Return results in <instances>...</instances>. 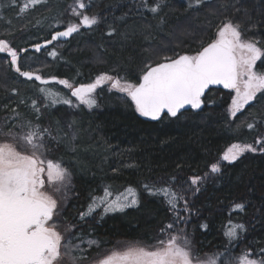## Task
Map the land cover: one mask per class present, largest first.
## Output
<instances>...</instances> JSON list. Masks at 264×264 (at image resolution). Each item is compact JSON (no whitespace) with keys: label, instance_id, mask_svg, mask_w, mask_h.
Wrapping results in <instances>:
<instances>
[{"label":"trees","instance_id":"16d2710c","mask_svg":"<svg viewBox=\"0 0 264 264\" xmlns=\"http://www.w3.org/2000/svg\"><path fill=\"white\" fill-rule=\"evenodd\" d=\"M7 2L2 0L5 5ZM23 2L17 0L18 6L13 8L0 7L3 17L0 38L19 50H27L20 53L24 70L35 68L46 78L55 76L77 84L92 82L103 73L124 76L135 82L142 61L152 55L144 51L149 43L140 35L127 42L119 36L109 37L110 25L118 32L144 26L153 33L151 45L164 49L170 56L194 54L216 37L217 27L226 16L241 21L246 37L264 41V27L246 30L249 23L264 22V0H231L235 7L227 13L221 9L225 0H206L198 11L188 10L187 0H167L168 6L164 8L167 23L160 28L155 27L158 21L151 13L141 16L137 12L139 0H86L91 8H86L85 12L98 14L101 23L92 29L81 27L67 41L53 42L37 52L35 45L47 43L51 34L65 29L68 22H77L75 17L66 15L72 0H47L20 14ZM147 25L153 27L147 29ZM53 49L58 53L56 59L48 55ZM4 56L0 53L1 124L21 98L39 96L33 82L9 69ZM51 87L62 96L70 95L62 85ZM14 88L18 95L12 94ZM95 94L100 109L97 104L92 111L84 108L78 111L81 131L76 144L77 155L68 154L64 145L47 153L48 159L61 162L71 172V195L63 208L64 221L76 224L77 231L82 230L89 238L100 241L99 248L93 246L90 250L88 259L121 241L145 245L158 242L161 228L172 221V212L162 195L149 194L143 184L167 185L171 177H176L172 187L178 191L188 177L203 176L231 144L252 142L256 133L247 128L238 129V125L250 111L255 115L264 109V103L253 101L255 109L252 105L246 106L236 119H231L228 114L230 92L210 90L200 111H187L186 117L176 121L150 122L135 112L124 94L114 89L109 91V88H97ZM62 105L58 103L43 110L45 124L51 122L55 129ZM19 110L31 114L30 108L24 105H20ZM75 160H79V166ZM105 187H110L113 198L127 187L136 189L138 204L124 212L108 213L102 220L93 214L95 219L88 217V222L82 224L78 213L87 208L93 196H103ZM185 198L191 213H181L189 218L186 225L178 227L190 234L194 251L202 257L219 252L237 264L243 253L255 256L264 248V153H246L231 165L224 162L219 175H210L198 194L193 196L186 192ZM240 202L245 203V211H234V204ZM179 207L183 208V201ZM100 211L98 208L97 213ZM240 223L245 225L246 231L230 242L225 232L230 224ZM203 224L207 225L206 229L201 228Z\"/></svg>","mask_w":264,"mask_h":264},{"label":"snow or ice","instance_id":"6c2138e0","mask_svg":"<svg viewBox=\"0 0 264 264\" xmlns=\"http://www.w3.org/2000/svg\"><path fill=\"white\" fill-rule=\"evenodd\" d=\"M44 3L47 0H24L19 13ZM204 4L206 0H187L186 7L198 11ZM5 6L17 7V0H8L6 5L0 0V7ZM167 6V0H139L136 10L141 16L145 12L151 13L158 21L155 27L160 28L167 23L164 13ZM234 7L231 0L221 4L225 13ZM69 8L71 15L78 18L77 22H68L66 30L56 31L47 44L69 37L79 32L81 27L92 29L101 23L102 18L98 14L85 12L86 8H91L86 0H74ZM0 19L3 17L0 16ZM247 19L251 21L252 18L248 16ZM152 27L147 25V29ZM257 27H264V22L249 23L246 30ZM107 35L119 36L125 42L140 35L149 43L144 51L152 55L142 61L135 82L108 73L98 75L92 82L79 84L55 76L46 78L39 70L23 69L20 53L26 49L19 50L0 38V53L5 54L3 59L9 69L33 82L39 93L35 98H21L15 108H10V115L0 125V264H85L93 246H100L99 240L89 238L82 230L77 231L76 224L64 221L63 201L67 199L64 190L71 184V172L61 162L47 158L48 152L61 145H74L81 128L75 120L64 125L57 120L54 129L51 122L44 123V109L58 103L73 107L70 97H75L80 105L91 109L96 106L93 94L106 84L109 91L114 89L130 99L140 117L151 121H176L186 117L189 109L201 110L206 103L205 92L212 85H222L234 93L228 108L231 119H236L246 106L252 105L255 109L253 101L264 103V41L246 37L239 20L226 16L217 27L216 37L194 54L174 53L170 56L164 49L153 47V33L144 26L133 28L130 32H118L110 25ZM42 47L37 44L35 50L39 52ZM48 55L56 59L58 53L53 49ZM53 84L68 89L70 97L62 96L59 90L51 87ZM11 91L13 95H18L17 89ZM20 105L30 108L31 114L20 111ZM4 107L7 109L8 105ZM248 117L238 125V129L247 128L249 132H255L252 142L231 144L219 160L211 163L203 176L188 177L178 191L172 187L176 177H171L167 185L158 186L155 182L143 184L149 194L162 195L172 212V221L161 228L157 244L148 247L128 245L125 250L112 251L93 264H233L229 256L219 252L208 253L201 258L194 251L190 234L178 226L186 225L189 218L181 213H191L186 192H191L193 196L198 194L210 175L222 172L224 162L231 165L246 153H264V109L255 115L250 111ZM181 201L182 209L179 207ZM137 204L136 189L127 187L113 198L110 187H105L103 196H93L87 208L78 213V218L82 224L88 222V217L95 219L93 214L102 220L108 213L124 212ZM98 208L101 209L99 213ZM245 208L243 202L233 206V210L239 212H244ZM201 228L206 229L207 225L203 224ZM245 231L242 223L230 224L225 235L231 242L239 239V234ZM237 264H264V248L255 256L250 252L243 253Z\"/></svg>","mask_w":264,"mask_h":264},{"label":"rangeland","instance_id":"374dc122","mask_svg":"<svg viewBox=\"0 0 264 264\" xmlns=\"http://www.w3.org/2000/svg\"><path fill=\"white\" fill-rule=\"evenodd\" d=\"M73 3H74V0H72L70 5L73 4ZM66 15L72 16L69 7H68V10L66 12ZM72 17H74V16H72ZM75 18L78 20L77 17H75ZM34 67H36V66H34ZM34 69L35 68H32V70H34ZM102 88L103 89L104 88L105 89L109 88V85L106 84ZM229 92H230L231 97H232L234 95V93L231 92L230 90H229ZM93 95L96 98V106H97V104H98V96L95 93ZM69 97H70V95H69ZM70 98L73 100V105L74 106L73 107H69L68 105L63 104L61 106V109L58 111L59 112V116L57 117V120L60 121L61 125H64V124H66L67 122H69L71 120L77 121L78 120V111H80L81 108L86 109L87 112L92 111L93 108H96V106H95V107L89 109L88 107H86L84 105H80L78 103V101H76L75 97H70ZM98 107H99L98 109H100V103L98 104ZM0 125H2L1 122H0ZM76 144H77V141L75 142L74 145H69V146L66 147V151H67L68 154L73 155V156L77 155L78 151H77V145ZM102 144H103L104 148L106 149V146H105L104 142H102ZM223 153H222V155H223ZM74 163L77 164L78 166L80 164L79 160L78 161L75 160ZM64 191L67 192V199L63 201V205L65 206L69 196L71 195L70 194V185ZM57 195L59 196L60 194H57ZM155 244H157V242L154 243V244H151V245H145V244L140 243V242L121 241V242H118V243L114 244L113 246H111L109 248L104 249L98 256H94L93 258L88 259V261H86L85 264H93V262L95 260L102 259L105 255L111 254L112 251H123V250H125L126 246H128V245H139V246L148 247V246H152V245H155ZM201 258H204V257L201 256Z\"/></svg>","mask_w":264,"mask_h":264},{"label":"water","instance_id":"95a60500","mask_svg":"<svg viewBox=\"0 0 264 264\" xmlns=\"http://www.w3.org/2000/svg\"><path fill=\"white\" fill-rule=\"evenodd\" d=\"M63 30H66V28L65 29H62V30H59V31H63ZM55 33V32H54ZM53 33V34H54ZM70 37V36H69ZM69 37H61V38H59L57 41L58 42H65V41H67L68 39H69ZM53 42H56V41H53ZM40 45H42L43 47L41 48V49H43L45 46H47L48 44L47 43H41ZM34 50H35V47H34ZM25 79V78H24ZM210 90H221V91H229L228 89H225V88H223V86L222 85H212V86H210L209 87V89L208 90H206V92H205V96H206V94L210 91ZM203 108V107H202ZM188 111H197V110H191V109H189ZM198 111H200V110H198ZM144 118V117H143ZM144 119H146V120H148L147 118H144ZM148 121H150V122H157V121H151V120H148Z\"/></svg>","mask_w":264,"mask_h":264},{"label":"flooded vegetation","instance_id":"af4514ba","mask_svg":"<svg viewBox=\"0 0 264 264\" xmlns=\"http://www.w3.org/2000/svg\"><path fill=\"white\" fill-rule=\"evenodd\" d=\"M85 10H86V9H85ZM52 34H53V33H52ZM52 34H51V35H52ZM68 93H70L69 90H68Z\"/></svg>","mask_w":264,"mask_h":264}]
</instances>
